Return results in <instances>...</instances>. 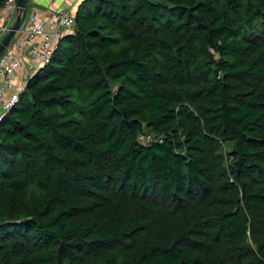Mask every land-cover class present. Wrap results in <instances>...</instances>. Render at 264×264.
Instances as JSON below:
<instances>
[{"label": "trees", "instance_id": "obj_1", "mask_svg": "<svg viewBox=\"0 0 264 264\" xmlns=\"http://www.w3.org/2000/svg\"><path fill=\"white\" fill-rule=\"evenodd\" d=\"M73 13L0 121V264H264V0Z\"/></svg>", "mask_w": 264, "mask_h": 264}, {"label": "built area", "instance_id": "obj_2", "mask_svg": "<svg viewBox=\"0 0 264 264\" xmlns=\"http://www.w3.org/2000/svg\"><path fill=\"white\" fill-rule=\"evenodd\" d=\"M56 0H48L50 4ZM73 0L66 7L41 12L34 4L26 9L18 29L0 53V121L17 102L29 73L48 61L57 39L73 27ZM17 15L16 0H6L0 9V40L8 33ZM23 68L22 79L17 72ZM148 137H142L146 140Z\"/></svg>", "mask_w": 264, "mask_h": 264}, {"label": "water", "instance_id": "obj_3", "mask_svg": "<svg viewBox=\"0 0 264 264\" xmlns=\"http://www.w3.org/2000/svg\"><path fill=\"white\" fill-rule=\"evenodd\" d=\"M16 4H17V15L8 33L4 35V37L0 40V53L2 52L4 47L9 43L14 32L18 29L21 23L22 17L26 11L25 0H16Z\"/></svg>", "mask_w": 264, "mask_h": 264}, {"label": "crops", "instance_id": "obj_4", "mask_svg": "<svg viewBox=\"0 0 264 264\" xmlns=\"http://www.w3.org/2000/svg\"><path fill=\"white\" fill-rule=\"evenodd\" d=\"M30 3L34 4L36 8H38L41 12L51 8H61L66 7L68 4L73 2V0H57L55 3L50 4L47 0H29ZM23 68L19 69L17 72V76L19 79H22Z\"/></svg>", "mask_w": 264, "mask_h": 264}, {"label": "rangeland", "instance_id": "obj_5", "mask_svg": "<svg viewBox=\"0 0 264 264\" xmlns=\"http://www.w3.org/2000/svg\"><path fill=\"white\" fill-rule=\"evenodd\" d=\"M47 1H48V0H47ZM56 1H57V0H56ZM76 5H77V4H76ZM76 5H74V7L72 8L73 10H74V8H75Z\"/></svg>", "mask_w": 264, "mask_h": 264}]
</instances>
